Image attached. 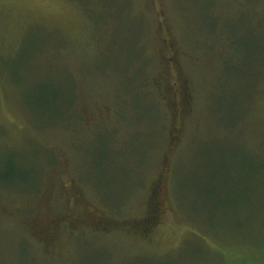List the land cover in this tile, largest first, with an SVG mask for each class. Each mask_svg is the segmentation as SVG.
Wrapping results in <instances>:
<instances>
[{"label": "rangeland", "instance_id": "374dc122", "mask_svg": "<svg viewBox=\"0 0 264 264\" xmlns=\"http://www.w3.org/2000/svg\"><path fill=\"white\" fill-rule=\"evenodd\" d=\"M0 264H264V0H0Z\"/></svg>", "mask_w": 264, "mask_h": 264}, {"label": "trees", "instance_id": "16d2710c", "mask_svg": "<svg viewBox=\"0 0 264 264\" xmlns=\"http://www.w3.org/2000/svg\"><path fill=\"white\" fill-rule=\"evenodd\" d=\"M148 107H149V113L147 115L151 116V118L148 117V116H146L145 118L151 119L152 122H154V123H157V122L160 123V121H161V119L163 117L162 113H160L159 111L154 109V107H152V106H148ZM154 110H155V112H154ZM106 143L107 142L102 144V146L103 145L106 146V151L104 152L105 155H104L102 160H98V161L101 162V165H100L101 166V170L100 171L104 172V173H102L100 175V177L97 179V181L100 182V186L107 187V191H108L109 190L108 187H110V185L112 184V183H110L111 182V174L110 173H119L118 170H117V172L116 171L110 172V171L113 170V168H116L117 163H118L117 157H119V156H115V155L111 156V152L109 151V148H108ZM98 161H96V164H97ZM95 169H97V166L94 167V170ZM94 173H97V171H94ZM120 179L121 178H119L118 180H115L113 178V176H112V180H114L115 182L119 183ZM108 193H109V198H110L109 200L110 201H113V199H115V198H116V201H117L119 196H120V193L117 190L115 192L111 193V194H110V191ZM154 206H157V205L155 204ZM152 208L153 207H151V210H152ZM153 209H155V208H153ZM155 223H156V218L155 219L152 218V220L149 221L148 225L153 226Z\"/></svg>", "mask_w": 264, "mask_h": 264}]
</instances>
